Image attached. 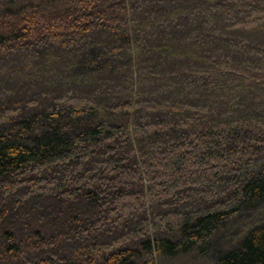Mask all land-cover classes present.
Here are the masks:
<instances>
[{"label": "trees", "instance_id": "trees-1", "mask_svg": "<svg viewBox=\"0 0 264 264\" xmlns=\"http://www.w3.org/2000/svg\"><path fill=\"white\" fill-rule=\"evenodd\" d=\"M0 264H264V0H0Z\"/></svg>", "mask_w": 264, "mask_h": 264}]
</instances>
